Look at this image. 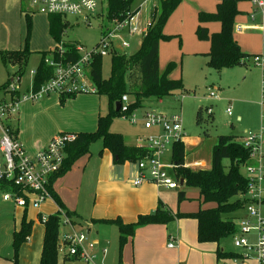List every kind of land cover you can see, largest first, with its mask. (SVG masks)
Returning <instances> with one entry per match:
<instances>
[{
	"label": "rangeland",
	"instance_id": "374dc122",
	"mask_svg": "<svg viewBox=\"0 0 264 264\" xmlns=\"http://www.w3.org/2000/svg\"><path fill=\"white\" fill-rule=\"evenodd\" d=\"M144 0H138L136 7L141 6ZM160 0H147L139 7L141 12V23L147 27L152 19L154 6L159 9ZM6 0H0V101L3 98H10V92L3 89L6 82L13 84L15 88L24 93L32 84V72L36 69L41 60V53H31L27 63L2 62L1 52L10 50L8 46H21L13 50L25 49L27 37L26 17L20 16L13 8L8 9ZM217 0H182L178 7L169 16L164 27V33L169 38L161 40L159 52L160 71L164 72L170 62L175 66L169 73L170 78L181 79L185 90L174 91L171 95L159 100L151 97L143 101L140 108L136 110L139 118H142L146 112H180L183 118L185 131L184 141L185 164L193 166L194 162H202L205 167L200 169H209L212 165V152L219 135L236 134L239 137L248 135L249 132L259 133L264 126V119L261 117L260 100V71L261 67L253 61V56L264 52V29L257 27L260 24V17L251 19L252 5L249 2H238L244 4L246 9L240 11L235 16L233 24V38L238 42L241 50L250 55L246 65H235L229 67H217L210 61L209 52L211 42L200 39L197 35L199 25L198 12L206 10L216 11ZM23 5L30 13L32 28L28 43L30 51H46L45 45L49 35L47 29L46 15H40L30 11V4L24 0ZM107 0H104L99 8L101 16H96L86 24L80 16L68 15L69 25L65 27L63 37L67 41L78 42L84 46V49L91 50L100 40L102 29L109 26L106 18ZM13 13H18L16 17ZM66 18H64L65 21ZM245 24V25H241ZM209 33L220 31L221 24L218 21L210 22L208 25ZM241 29H240V28ZM142 36L137 34L129 38V47L125 48L123 53L130 57L136 53L140 47ZM1 46H5L1 48ZM48 50V49H47ZM102 75L108 78L111 74V55L103 58ZM24 71L20 76L21 71ZM20 78V79H19ZM10 79H12L10 81ZM11 90V89H10ZM214 93L217 98H212ZM26 107L24 112L23 109ZM201 108V124L197 123V112ZM231 108V114L227 109ZM99 111L104 114L107 111V97L91 92L68 93L62 95L57 92L45 94L36 101L20 102L18 109L14 112L12 120L18 122L21 128L19 141L26 147H30L34 142L51 134L52 136L61 132H72L77 128L96 130L97 118L94 112ZM21 113V116H20ZM111 130L121 132L126 138L134 137L136 134L147 136L149 131L140 124H132L121 116L113 118ZM150 134V133H149ZM51 136V137H52ZM50 137V138H51ZM264 141V133H263ZM127 142L133 143L132 140ZM103 148L101 139H97L91 144L92 157L87 165L85 179L93 180L94 171L92 166L95 162L101 161L100 151ZM171 157V148L166 151L164 160ZM264 163V158L262 159ZM0 163L4 164V159L0 153ZM225 165H229L228 159L224 160ZM198 169V168H191ZM167 172L175 177L173 167H167ZM245 173V169H242ZM86 182V183H87ZM95 184L83 186L82 188V212L84 219L75 227L78 232H86L90 229L88 243L93 242V237L100 239V245L95 244L93 250L96 256V264H119L118 258V225L114 223L92 222L89 218L94 201L92 187ZM166 190V188L161 187ZM186 191V199L178 202L177 194L179 191ZM172 194V201L175 211L194 210L198 207V191L194 187H179L177 189L167 190ZM5 190L0 188V252L3 256L11 253L9 258H13L14 249L11 245L12 230L14 223L18 222L20 217L15 218L16 212L13 202H4L3 195ZM264 212V204H262ZM245 209V208H244ZM244 209L235 213V221L241 218ZM33 211V210H32ZM182 212V211H180ZM30 215H33L30 212ZM175 229V225H174ZM173 229V230H174ZM175 231V230H174ZM8 232V239H7ZM189 237V232L183 231V236ZM182 236V233H181ZM235 235L223 240V245L227 250H236L234 244ZM168 239L166 240L167 243ZM59 255L58 264H88L83 259L74 258L63 262L64 252L68 250L66 246L62 247L61 236L59 237ZM166 243L159 240L160 253L164 257L175 259L177 264H223L214 260V253L209 250H193L190 243L183 249L181 258H178L177 249L168 250ZM204 249V248H203ZM21 250V249H20ZM105 250V252H104ZM20 254V251H19ZM251 252V257L254 255ZM123 259V254H122ZM225 264H236L232 259H225ZM123 262V261H122ZM248 260H243V264H248Z\"/></svg>",
	"mask_w": 264,
	"mask_h": 264
},
{
	"label": "trees",
	"instance_id": "16d2710c",
	"mask_svg": "<svg viewBox=\"0 0 264 264\" xmlns=\"http://www.w3.org/2000/svg\"><path fill=\"white\" fill-rule=\"evenodd\" d=\"M22 1V11L25 13L27 21V37L25 49L5 50L1 52L2 62L27 63L32 51L28 48L32 22L30 13L26 11L24 0ZM28 2V0H26ZM137 0H107V20L123 18L128 13H135L139 10L136 7ZM182 0H160L159 9L154 7L150 25L143 35L140 47L136 53L127 57L124 53H114L111 56V74L108 78L102 75V57H95L89 72V78L95 85V94L107 97L108 109L105 114H100L95 131H84L74 133L75 138L65 146V159L61 169L53 173L47 185L50 195L55 199L61 209L65 208L60 197L53 191V181L64 175L71 169L74 163L83 156L91 155V144L97 139L103 142L101 151L108 149L114 162L124 163L126 161L136 162L143 158L147 150L127 145L122 134L111 130L113 118L121 116L120 110H116V102L122 95L128 94L132 100L130 112L137 110L143 101L151 97L159 100L171 95L174 91L185 90L181 79L169 77L170 71L175 66L170 62L165 71H160L159 66V45L161 40L169 38L164 33V27L171 13L178 7ZM236 1L218 0L215 12L200 11L198 13L199 25L197 35L200 39L209 40L211 49L209 52L210 61L217 67H229L235 65H246L250 55L241 50L238 42L233 38V24L235 16L238 14ZM49 32L56 42V47L51 51L41 52V60L38 63L32 80V89L36 92L54 76V67L46 62L47 58L65 63L76 62L81 56L77 50L78 42L67 41L63 34L69 22H64L63 16L59 14L48 15ZM218 21L221 29L218 32L209 33L206 23ZM102 29V27L100 26ZM59 45L64 52L60 55ZM24 71L22 70L20 76ZM20 79V78H19ZM12 79H10L11 81ZM9 82H6L3 89L10 92L12 100L19 97L18 91L10 90ZM17 90V89H16ZM68 93H62L65 95ZM201 108L197 112V123L201 124ZM17 135V131H14ZM101 153V152H100ZM172 160L176 164V177L184 181V186L198 189L201 205L212 204L211 207H202L194 212H173L163 203H159L157 209L148 214H140L133 222H124L121 218L111 220H95V222L114 223L118 225V258L119 264L122 262V254L125 245L134 236L137 228L149 224H168L175 219L192 218L197 221V239L200 243L220 244L224 239L234 235L238 228L235 221V213L244 209L249 203L245 194L247 192L249 179L242 172L243 166L249 162L250 150L246 148L236 134L219 135L212 152V165L209 169H191L185 166V144L183 140L175 141L172 145ZM228 159L230 164H224ZM0 188L2 190L14 191L26 197L19 186L14 181L0 178ZM27 199V197H26ZM186 199V191L178 192V201ZM264 203V200H263ZM30 204L28 203L26 207ZM27 209V208H26ZM67 216L71 219L74 213L67 211ZM73 222V221H72ZM45 235L40 264H58L59 237L61 227L60 211L49 215L45 221ZM33 221L28 220L25 212L21 226L13 232V264L19 263V251L21 245L25 243L32 232ZM217 260L242 259V253L237 251L222 249L218 247L216 252ZM74 259V258H73Z\"/></svg>",
	"mask_w": 264,
	"mask_h": 264
},
{
	"label": "built area",
	"instance_id": "2783aa9c",
	"mask_svg": "<svg viewBox=\"0 0 264 264\" xmlns=\"http://www.w3.org/2000/svg\"><path fill=\"white\" fill-rule=\"evenodd\" d=\"M104 0H28L30 11L33 13H43L46 15L59 14L67 20L68 15L80 16L86 24L96 16H101L99 8ZM146 1V0H145ZM141 4L140 7L145 3ZM249 2L255 11L251 14V19L260 17V24L257 26L264 29V0H229ZM141 13H128L123 18L108 20L109 26L102 27V34L99 42L91 50L84 49L83 45H78L77 50L81 53L76 62L63 63L47 58L46 62L54 67V76L46 82L39 91L32 89V84L28 90L14 100L0 101V153L3 156L4 164L0 163V178L14 181L16 186L21 188L27 197L10 190L3 195L5 200L13 201L17 206L26 207L29 203L36 208L50 197L47 185L53 173L58 172L65 159V146L75 138L73 133H58L54 135L46 146L40 148L35 154L29 153L24 145L15 135V129L9 124L14 112L18 109V103L26 101H36L45 94L57 93H96L97 89L91 79L89 72L95 57L104 58L114 53H123L129 47V38L140 34L142 37L146 33L147 27L141 23ZM240 28V27H239ZM241 29V28H240ZM60 55L64 52L61 45L58 47ZM250 59V58H249ZM253 61L262 69L260 107L261 117L264 119V53L253 56ZM35 71V70H34ZM32 72V75L34 74ZM12 91H16L15 86H10ZM212 98H217L211 93ZM121 117L129 120L132 124L141 123L146 129L157 128L158 132L149 134L140 139L138 147L146 149L147 153L143 158L138 159L135 164L138 168V175L133 180V184L139 186L145 182H152L158 187L167 189H177L181 187L180 179L173 178L166 170L167 167L176 168L172 158L165 161L164 157L168 148L172 149L175 141L183 140L185 136L183 118L180 112H146L139 118L136 110L130 112L132 100L128 94L122 95ZM231 114V108L227 109ZM264 127L259 133L249 132L242 136L240 142L250 150L249 162L243 166L245 175L249 179V184L245 197L249 203L245 205L246 215L236 221L238 228L234 234V244L236 248L243 249V259H249L251 252L255 253L259 264H264V212L262 208L264 200ZM189 168H201L202 162H194ZM47 217L42 216V221ZM64 225L70 226V231L60 234L62 246L68 248L66 254L72 258H79L88 264H96V256L93 253L95 244L88 243V232H78L72 226L68 217L64 219ZM175 237L171 236L168 247L175 246ZM105 252V250H104ZM242 264V263H239Z\"/></svg>",
	"mask_w": 264,
	"mask_h": 264
},
{
	"label": "crops",
	"instance_id": "0c3cea01",
	"mask_svg": "<svg viewBox=\"0 0 264 264\" xmlns=\"http://www.w3.org/2000/svg\"><path fill=\"white\" fill-rule=\"evenodd\" d=\"M240 2H245V1H240ZM4 4H6L8 9L13 8L16 12L19 11L20 12L19 14L22 18L23 16H25V13L22 11L21 0H6V3ZM216 7H217V3H216ZM237 7L242 12L243 10L246 9L244 4L241 5L237 4ZM201 11H206V10H201ZM252 11L253 12L255 11L254 7H252ZM17 14L18 13H13L15 17ZM37 14L46 15L43 13H37ZM46 21H47V29L49 35L46 38L47 43L45 45V48H42L41 50L46 49V51H51L56 47V42L51 37L49 32L48 15H46ZM66 21L70 23L69 20ZM209 23H206L205 26L208 27L207 25ZM241 25H245V24H241ZM19 46H21V42L18 43V46L12 45L8 47L11 48L10 50H13V48H17ZM4 47L5 46H1V48ZM159 49H160V45H159ZM41 52L44 51H40V49H38L37 51H32V53H41ZM260 73H261L260 74V81H261L262 69ZM19 94L21 95L22 93L19 92ZM9 95L11 96V94ZM3 99L7 101L12 100L11 97L8 99L7 98H3ZM107 109H108V103H107ZM25 110L26 107H24L22 112H24ZM94 113L98 121V116L102 113L99 111V109ZM8 122L17 131V135L20 138L21 128L19 127L18 122H16V120H12V118ZM138 124L142 125L141 123ZM148 130L149 131L146 133V135H149V133L154 134L158 132L157 128H152ZM84 131H95V130L77 128V130L72 132H61V133L74 134ZM118 133L122 134L121 132ZM142 135L136 134L134 137L131 138H126L123 135V137L125 138V142L127 145L138 147L140 139L144 137ZM51 136H52L51 134L45 136L44 138L34 142L29 148L26 146L24 147L29 153L35 154L40 148L47 145L49 140L53 137ZM127 139L132 140L133 143L127 142ZM183 142L186 148V142L184 141V139ZM100 152H101L100 155H102L100 157L101 161L95 162L94 165L92 166V169L95 174L93 180L89 179V181L87 182V179H85L86 168L93 155L91 151V155L81 157L79 160H77L74 163V165L71 167L69 171H67L64 175L57 177L53 181L52 184L53 191L56 192L57 195L60 197L65 208L61 209V207L58 205V203L51 195L41 204L39 208H36L33 205H29L28 207H20L17 206L13 201H11L13 202V205L15 207V212H16L15 218L17 219L18 216L20 217L19 223L18 222L14 223V228L12 230L11 245L13 242V232L20 228L21 221L25 212L27 213L28 220L33 221L31 235L29 236L28 240L21 245L20 248L21 249L19 254L20 264H40L44 235H45V225L41 219L42 216L48 217L49 215L60 211L61 214L60 234H62L63 232H68L71 229L69 225H64V219L68 217L66 215L67 214L66 212L70 211L74 213V216L72 217L73 222L69 217L68 218L70 219L72 226L74 228L78 227V225L84 219L83 217L84 214L82 212V208L84 209V207L81 197L83 186L95 184V186L92 187L94 193V201L91 209V214L89 216L92 222H94L95 220H111V219H116L118 217L121 218L124 222H133L137 219V217L140 214H148L155 211L159 203H163L169 210L176 212L172 208L174 207L173 202L175 200L172 201L171 200L173 198L172 194L167 192V190H171V189L166 188V190H163L161 189V187L156 186L152 182H145L139 186L134 185L133 180L138 175V168L135 162L126 161L124 163L117 164L114 162V157L108 149H105ZM171 154H172V149H171ZM171 158L172 155L170 159ZM203 167H205V164ZM181 187H185L184 184ZM3 200L4 202L10 201V200H5L4 198ZM176 200L178 201V194ZM197 200H198V207L196 209L192 211L190 210L188 211V210H184L185 208H182L179 209V211L182 212L197 211L200 208V206H202L200 203L199 191H198ZM211 206L212 204H205L202 207H211ZM244 211L245 212H243L242 216L246 215V210L244 209ZM30 212H32L33 215H30ZM174 225H175V229H174ZM184 230L185 232L187 231L189 232V237H187L186 235L183 236ZM86 232H88V235L90 236L89 228L87 229ZM171 236L175 237L176 239L174 247H168V242ZM7 239H8V232H7ZM160 239L164 241V244L168 239L166 243V248L168 250L177 249L179 259L182 256L183 249L188 247V242H189L190 243L189 245L192 246L191 248L193 250L200 249V250L212 251L214 253V260L217 263L222 261L223 264H225V262H227V260L225 259L218 261L216 256L218 247H221L224 250L226 249V247L223 245V241L220 244L211 243V242L200 243L197 239V221L192 218H180V219H175L174 221L168 224H149L137 228L134 236L125 245L123 249V259H122L123 264H177L175 262V259L162 256L159 249ZM93 243L100 245V239L97 236H94ZM235 251L239 253L244 252L243 249H239V248L236 249ZM66 252H64L63 255V262L69 259H73L72 257L67 256ZM8 255L11 256V253L8 252L7 256H3L2 252H0V264H13V258H9ZM232 260L236 264L242 263L243 260H248L249 261L248 264H259L255 254L249 259L242 258V259H232Z\"/></svg>",
	"mask_w": 264,
	"mask_h": 264
},
{
	"label": "water",
	"instance_id": "95a60500",
	"mask_svg": "<svg viewBox=\"0 0 264 264\" xmlns=\"http://www.w3.org/2000/svg\"><path fill=\"white\" fill-rule=\"evenodd\" d=\"M120 107H121V103H120V101H117L116 102V110L117 111L120 110ZM180 184H181V186L184 184V181L182 179L180 180Z\"/></svg>",
	"mask_w": 264,
	"mask_h": 264
}]
</instances>
